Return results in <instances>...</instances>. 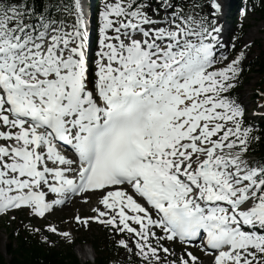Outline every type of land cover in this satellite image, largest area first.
<instances>
[{"label": "snow or ice", "instance_id": "snow-or-ice-1", "mask_svg": "<svg viewBox=\"0 0 264 264\" xmlns=\"http://www.w3.org/2000/svg\"><path fill=\"white\" fill-rule=\"evenodd\" d=\"M257 10L264 0L241 16ZM222 11L220 0H0L8 235L70 245L73 229L49 218L75 207L60 222L101 227L107 264H264V91L251 112L238 93L264 62L253 40L224 39Z\"/></svg>", "mask_w": 264, "mask_h": 264}, {"label": "rangeland", "instance_id": "rangeland-1", "mask_svg": "<svg viewBox=\"0 0 264 264\" xmlns=\"http://www.w3.org/2000/svg\"><path fill=\"white\" fill-rule=\"evenodd\" d=\"M264 13L257 10L255 14V18L248 17L245 19L236 20L234 24L232 25L233 32L231 35L228 36V39L233 36H239L241 37L239 43L237 44V47H240L242 43L246 42L248 39H251L255 42V47L253 49V55L255 56L261 47V44L264 43V18L262 17ZM243 24V28L240 27V25ZM259 27L258 31L256 28ZM230 29V32L232 31ZM227 39V40H228ZM259 75L257 73H250L248 74L245 83L243 87H241L238 90V93L246 95V102L249 104V112L253 111L259 103V101L256 100L254 96V85L258 81ZM82 211H86V207L82 208ZM75 212V207L67 208L62 213H57L55 217H50L49 220L59 226L61 229H73V236H74V242L70 244L71 250L75 253L76 257L78 258L79 262L82 264L86 260H89L91 262L92 256H91V250L88 246V243L92 244V247L95 251L96 256H98V252L95 249L93 241L97 240V237H100L103 235V229L97 225H93L92 230L85 231L83 229H80L78 232L75 231V225L69 224V223H61V219L64 221H68L71 215ZM6 219V218H5ZM19 219V217H18ZM28 221L25 220V223ZM49 221L45 220H33L32 223L34 226L41 227L44 224L48 223ZM16 227V224L14 223L11 225V227H5V221L0 220V253L4 258V262L8 263L10 256L6 253L5 250V243H10L11 241L16 244L17 236H13V240H11V236L8 235V233L11 232V229ZM27 233H25L23 230H21L20 235L25 236ZM46 235H49L50 239L52 241L56 242V246L52 247L56 250L60 251H67L69 248V244L65 243L60 237L45 232ZM38 241L41 242V238L39 235H37ZM79 247L77 248V245ZM86 244V245H85ZM90 245V244H89ZM49 247V246H47ZM50 248V247H49Z\"/></svg>", "mask_w": 264, "mask_h": 264}, {"label": "trees", "instance_id": "trees-1", "mask_svg": "<svg viewBox=\"0 0 264 264\" xmlns=\"http://www.w3.org/2000/svg\"><path fill=\"white\" fill-rule=\"evenodd\" d=\"M261 11L264 13V10ZM257 57L261 59V62H264V57H260V53ZM259 68L260 63H253L251 72H255L260 76L256 85L257 91H264V77H261V73L258 71ZM93 244L98 252L95 264H107L110 251L105 233L103 237L93 241ZM8 245L6 253L10 255V259L8 263H5L0 253V264H78L70 249L63 253V251L47 248L45 244L38 242L31 235H27L25 238L19 236L16 246L12 242Z\"/></svg>", "mask_w": 264, "mask_h": 264}, {"label": "bare ground", "instance_id": "bare-ground-1", "mask_svg": "<svg viewBox=\"0 0 264 264\" xmlns=\"http://www.w3.org/2000/svg\"><path fill=\"white\" fill-rule=\"evenodd\" d=\"M226 3H228V6L230 7L232 4H233V2H234V0H224ZM220 19V18H219ZM258 29H259V27H257L256 28V30L258 31ZM227 39H228V37H227ZM227 39H225V40H227Z\"/></svg>", "mask_w": 264, "mask_h": 264}]
</instances>
